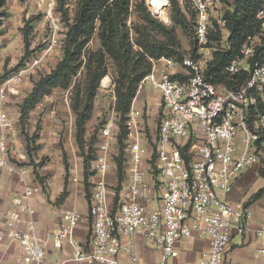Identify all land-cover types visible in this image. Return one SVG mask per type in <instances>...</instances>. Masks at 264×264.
<instances>
[{"label": "built area", "instance_id": "2783aa9c", "mask_svg": "<svg viewBox=\"0 0 264 264\" xmlns=\"http://www.w3.org/2000/svg\"><path fill=\"white\" fill-rule=\"evenodd\" d=\"M184 1L196 17L195 51L179 59H150L151 69L140 80L126 116V176L114 190L109 176L118 182L113 157L118 153L119 119H107L99 130L101 144L89 165L87 241L75 238L82 220L75 209L62 213L58 230L45 236L37 233L31 198L40 185L28 178L27 166L16 161L12 123L0 109V169L14 173L22 189L4 215L0 243L16 241L23 264H41L50 240L55 247L67 241L73 259L83 264H168L179 254L178 243L195 237L208 240L200 264H240L227 260L225 253L231 237L245 233L248 212L230 204L224 195L245 168L260 160L264 148V7L257 14L258 33L249 36L225 66L227 73H244L246 79L225 86L207 76L216 50L210 36L223 26L224 4L222 0ZM54 8L55 0H49L48 16H53ZM144 84L161 95L150 143L142 133V112L134 107ZM254 234L260 240L257 252L264 259V223ZM138 241L157 259H143L136 250Z\"/></svg>", "mask_w": 264, "mask_h": 264}, {"label": "rangeland", "instance_id": "374dc122", "mask_svg": "<svg viewBox=\"0 0 264 264\" xmlns=\"http://www.w3.org/2000/svg\"><path fill=\"white\" fill-rule=\"evenodd\" d=\"M48 1L6 0L0 7V109L8 113L12 130L13 124L15 125L11 142L17 147L19 154L16 161L27 166L28 176H34L35 179L41 177L42 185L46 187L45 192L48 194L54 191L55 183L60 182L64 186L60 198L68 191L80 193L88 204L85 194L86 188L89 189L90 185L89 165L101 144L99 130L107 119L112 117L119 119L114 109L117 71L114 63L107 59V74L100 80L90 117L85 122L82 145L76 142L74 124L76 115L71 109V103L73 83L75 81L82 83L83 71L77 74L76 80L70 86L53 88L51 93L45 95L33 109L26 114L20 112L19 106L29 95L33 83L50 73L60 61L67 31L65 18H69L68 22L73 20L79 0H55L52 17L47 14ZM177 1L186 21L182 26L180 24L174 26L180 43V49L173 56L175 59L190 54L193 46L195 47L193 32L196 22L195 13L190 5L184 0ZM141 3L160 23L172 25L170 0L162 15L153 11L152 6H156L153 4L154 1L132 0L128 19L132 42L137 37L133 25L142 23L135 11V5ZM190 13H193V18ZM220 34V40L213 45L216 50L226 46L228 31L223 28ZM155 37L163 39L159 33ZM88 48L92 50L100 48L96 33L89 41ZM134 48L138 49L136 45ZM134 107L142 112V133L150 143L156 132L161 109L160 91L149 84H144ZM119 150L113 157L114 160L119 157ZM259 156L264 162V149ZM86 157L89 158L84 164ZM261 160L257 162L258 165L262 164ZM116 177L118 182L113 176H109L113 182L111 186L113 190L116 189V185L120 186L122 181L119 179L118 169ZM63 194L65 195L62 196ZM77 208L86 212L87 206L79 202Z\"/></svg>", "mask_w": 264, "mask_h": 264}, {"label": "trees", "instance_id": "16d2710c", "mask_svg": "<svg viewBox=\"0 0 264 264\" xmlns=\"http://www.w3.org/2000/svg\"><path fill=\"white\" fill-rule=\"evenodd\" d=\"M6 0H0V7ZM132 0H79L74 18L67 19V31L63 40V55L55 68L36 82L29 95L19 106L20 112L26 114L55 87H68L76 80L79 72L84 73L82 83H73V97L71 109L76 115V142L82 145L85 122L88 120L93 107L96 91L100 80L107 74V59H110L117 71L115 79V112L119 116L120 132L117 137L119 157H116L119 179L126 176L124 170L123 140L126 135L125 120L134 98L140 80L151 69L150 59L160 56H174L180 49L174 26L183 25L186 21L177 0H170L172 11V25L166 26L150 15L146 7L135 5V11L142 23L133 25L137 37L130 39V16ZM224 5L222 19L223 26H217L215 34L210 36L212 41L220 40L221 29L228 31L226 46L213 51V57L208 64L207 76L217 85H235L246 79V74L231 75L225 71L229 61L237 56L244 42L249 36L259 31L258 12L264 7V0H222ZM193 18V13H190ZM1 17V13H0ZM1 25V21H0ZM97 34L100 48L92 50L88 43ZM160 34L163 39L155 37ZM155 34V35H153ZM138 49H135L134 46ZM193 46L190 54H193ZM184 56V55H183ZM182 57V56H181ZM180 57V58H181ZM89 157H86L84 164ZM22 164V163H20ZM264 177V166L260 169ZM87 175H85V181ZM40 184L43 179L36 178ZM88 187V184H86ZM264 194V187L258 189L247 202L246 207L253 200ZM63 194L62 196H64ZM85 196L89 198L86 188Z\"/></svg>", "mask_w": 264, "mask_h": 264}, {"label": "crops", "instance_id": "0c3cea01", "mask_svg": "<svg viewBox=\"0 0 264 264\" xmlns=\"http://www.w3.org/2000/svg\"><path fill=\"white\" fill-rule=\"evenodd\" d=\"M12 130L15 133V125ZM13 141V140H12ZM264 149V148H263ZM262 149V151H263ZM261 160V157L259 156ZM262 161V160H261ZM18 164H20L18 162ZM24 165V164H22ZM264 162L257 163L245 168L240 176L234 181L232 188L224 195V198L232 205H241L248 212L246 231L243 235L234 234L228 244L225 258L240 264H263L264 259L257 252L260 240L254 234V230L264 223V194L253 200L246 207L244 204L258 189L264 187V177L260 175V169ZM29 179L38 182L34 176ZM77 184V183H76ZM40 189L31 198L34 206L37 233L45 236L47 233L56 231L62 224V213L65 210L75 209L82 215V220L75 229V238L85 242L89 239L90 218L88 204L85 198L79 194L67 192L60 198L64 186L60 182L55 183L54 191L46 193V187L40 184ZM78 185V184H77ZM21 185L16 175L5 169H0V233L4 231V215L12 208V199L21 192ZM78 193V192H77ZM60 198V199H59ZM79 202L87 206L86 212L79 207ZM208 248V240L205 237H195L193 240H181L178 243L179 254L171 258L168 264H200L201 254ZM137 253L145 260L157 259L156 254L137 242ZM0 264H23L22 253L16 241L3 240L0 243ZM41 264H83L73 259L71 246L64 241L61 247H55L50 240L45 248V255Z\"/></svg>", "mask_w": 264, "mask_h": 264}, {"label": "bare ground", "instance_id": "6f19581e", "mask_svg": "<svg viewBox=\"0 0 264 264\" xmlns=\"http://www.w3.org/2000/svg\"><path fill=\"white\" fill-rule=\"evenodd\" d=\"M155 3H153L156 6H152V9L154 12H156L159 15H162L164 13V5H165V0H152Z\"/></svg>", "mask_w": 264, "mask_h": 264}]
</instances>
